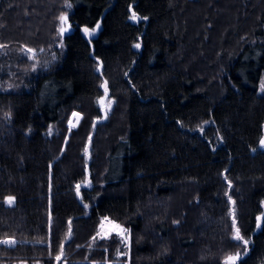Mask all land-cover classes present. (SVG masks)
Wrapping results in <instances>:
<instances>
[{
	"label": "trees",
	"instance_id": "trees-1",
	"mask_svg": "<svg viewBox=\"0 0 264 264\" xmlns=\"http://www.w3.org/2000/svg\"><path fill=\"white\" fill-rule=\"evenodd\" d=\"M0 45V264H264V0H0Z\"/></svg>",
	"mask_w": 264,
	"mask_h": 264
},
{
	"label": "snow or ice",
	"instance_id": "snow-or-ice-1",
	"mask_svg": "<svg viewBox=\"0 0 264 264\" xmlns=\"http://www.w3.org/2000/svg\"><path fill=\"white\" fill-rule=\"evenodd\" d=\"M132 20H137L139 19V17H137L136 13L133 12L132 16H131ZM61 20V28H60V34L63 35L66 31H68V28H66L64 25L67 24L68 21V17L67 16H61L60 17ZM99 27V25H97V28ZM95 31V30H93ZM85 33L86 34H91L89 33L88 29H85ZM6 47L5 45H0V48ZM136 47H139V44L136 45ZM27 52L32 53L33 50L32 49H26ZM102 87L104 88V92L105 95L103 98H101L98 103L101 104L102 107H106L107 109H110L111 107V103L112 101H108L107 105H105V100L107 99V94H108V87H107V81L104 82V84L102 85ZM261 90L264 91V84L261 85ZM74 117L77 118V120L80 118L78 113H73ZM6 118H10V113H6L5 114ZM71 123V122H70ZM71 126H75L74 124H72ZM260 147L264 148V137H262L259 141ZM87 151V150H86ZM225 179H227V177H225ZM229 187H231V184L229 183ZM79 189H80V185H77V193L79 194ZM229 200L231 201V197L229 196ZM6 202L9 206H12L15 202V197L13 196H9L6 198ZM233 205L235 204L234 201H232ZM230 215L232 217V229H233V234H232V239L238 242H241L244 246L245 249H247V246L249 244V241L247 239L244 238V236L241 234V229L238 226V222L236 219V213H235V208L233 207V209L230 212ZM107 218H105L106 220ZM256 227L260 228L261 227V222L264 221V214H262L261 216H257L256 217ZM109 224L112 225L111 229L109 230H105V224L104 221L101 222V226H100V230L97 232L96 237H93V240L95 241L97 238L100 239H105L108 236H110L112 234L113 231L116 232L117 235H120L122 237V239H127L126 233L127 230L121 228L120 225L118 224H113L111 221H108ZM68 236H71V225L69 222V232H68ZM16 243V241L14 239H10V238H5V239H0V244H5V245H14ZM64 255L63 252V245L60 246L59 248V254H57L55 256V259L57 262H59L62 257ZM241 259V253L240 252H235L234 254H229L225 260H224V264H238V261H240Z\"/></svg>",
	"mask_w": 264,
	"mask_h": 264
},
{
	"label": "rangeland",
	"instance_id": "rangeland-1",
	"mask_svg": "<svg viewBox=\"0 0 264 264\" xmlns=\"http://www.w3.org/2000/svg\"><path fill=\"white\" fill-rule=\"evenodd\" d=\"M132 14H133V11L131 12V16H132ZM138 17V16H137ZM130 19H131V17H130ZM140 20V18L139 19H137V20H132L131 19V21H133V22H138ZM66 28H68V31H66L64 34H67V33H70V32H72V27H71V25H70V23L67 21V24L66 25H64ZM100 28V24H99V27L98 28H96L95 29V31H91V32H89V33H91V34H86L85 33V35L87 36V37H92V35H94V34H96V32H97V30ZM63 34V35H64ZM95 36V35H94ZM108 101H111L110 99H106L105 100V105H107V102ZM111 105H112V103H111ZM111 108V107H110ZM110 109H107L106 107H102L101 106V111H102V114H104V115H106L107 114V112L109 111ZM79 114V113H78ZM79 119L77 120V118L76 117H74V115L72 114V116H71V118H70V121H69V127L71 128V129H74V128H76L77 127V125L79 124V122H80V119H81V115L79 114ZM71 122V123H70ZM72 124H74L75 126L73 127V126H71ZM85 185H88V186H90V181H89V179H87L86 181H85ZM104 224H105V230H109V229H111V227H112V225L111 224H109L108 222H104ZM113 224H115V223H113ZM121 228H123V229H125L124 227H122L121 226ZM127 230V229H126ZM112 233H116L115 231H113ZM121 239H122V237L120 236V235H118ZM126 236H127V239L125 240V239H122V241L123 242H125V243H129V231L127 230V233H126ZM243 256H241V258H242ZM21 264H25V263H21ZM223 264H224V261H223Z\"/></svg>",
	"mask_w": 264,
	"mask_h": 264
},
{
	"label": "water",
	"instance_id": "water-1",
	"mask_svg": "<svg viewBox=\"0 0 264 264\" xmlns=\"http://www.w3.org/2000/svg\"><path fill=\"white\" fill-rule=\"evenodd\" d=\"M264 137V136H263ZM262 149H264V148H262Z\"/></svg>",
	"mask_w": 264,
	"mask_h": 264
},
{
	"label": "built area",
	"instance_id": "built-area-1",
	"mask_svg": "<svg viewBox=\"0 0 264 264\" xmlns=\"http://www.w3.org/2000/svg\"><path fill=\"white\" fill-rule=\"evenodd\" d=\"M105 222H107V221H105Z\"/></svg>",
	"mask_w": 264,
	"mask_h": 264
}]
</instances>
